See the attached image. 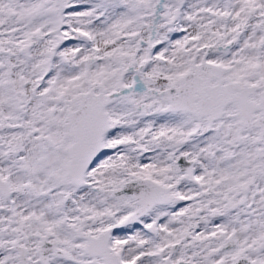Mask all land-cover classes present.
I'll return each mask as SVG.
<instances>
[{
  "label": "snow or ice",
  "instance_id": "snow-or-ice-1",
  "mask_svg": "<svg viewBox=\"0 0 264 264\" xmlns=\"http://www.w3.org/2000/svg\"><path fill=\"white\" fill-rule=\"evenodd\" d=\"M0 264H264V0H0Z\"/></svg>",
  "mask_w": 264,
  "mask_h": 264
}]
</instances>
